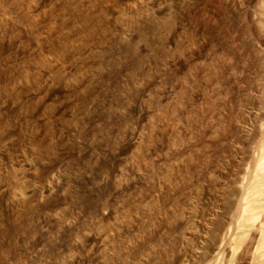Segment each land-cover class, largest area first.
Wrapping results in <instances>:
<instances>
[{"label": "rangeland", "instance_id": "obj_1", "mask_svg": "<svg viewBox=\"0 0 264 264\" xmlns=\"http://www.w3.org/2000/svg\"><path fill=\"white\" fill-rule=\"evenodd\" d=\"M13 5L18 8L15 9ZM107 6L113 7V10L108 12ZM20 11L23 12V16L18 13ZM85 12L91 15L87 17ZM0 16L1 31L4 30L8 19L17 22L19 26L22 25L20 28L18 26L17 31L25 27V30L28 28L27 31H31V34L34 29L31 34L32 37L37 36L36 39L33 38L37 41L34 44L38 43L42 50L47 47V42L50 45L48 48L55 47V44L60 42L58 35L64 30L70 34L69 25L72 24L70 28L73 30L79 21L80 23L76 25L78 29L75 27L72 31L73 34L79 32L73 38L76 42L72 43L76 48L73 46L70 48L69 42V45L59 52H57L60 47L58 45L56 48L49 50L46 48L43 52L42 50L38 52L37 48L39 50L40 48L38 46L34 48L37 44H28L29 40H26V37L25 40L22 39L24 35H21L20 31L16 32L14 29L9 33L12 38L14 35L18 40L21 38V45L27 46L22 42L26 41L27 47L30 48L28 50L33 49V53L37 50L36 53L38 52L41 58L54 51L53 54H49L51 60L47 59L49 56L42 58L50 64L55 63L56 59L62 56L63 58H60L62 61L58 59L61 64L56 62L63 69L61 74L66 72L64 70L66 67L63 66H69L68 62L82 64L85 57L96 55L101 46L112 43L110 41L115 36L113 34L121 33L120 35L126 39L124 43L130 41L129 46L134 48L136 45V50L140 52V54L137 52L140 63L133 71L131 70L133 73L129 71L132 68L129 64L130 69L123 71L122 68L117 72L118 74L115 73L118 76L113 77L112 69L103 66L110 70L109 76L114 78L112 82V78L106 75L107 70L104 71L103 82L106 83L111 79L106 83L107 85L102 82L99 86L93 82L97 76L95 73L99 75L101 69L95 64H88L91 68L83 61L84 65H81L78 72V75H81V72L85 74L91 69L87 76L95 75L92 82L88 81L90 86L87 83V87L82 89L92 94L91 97L89 96L92 100H89L86 106L92 108L95 103V111L99 116L104 113V108L111 112L116 110L117 113L123 114L122 120L120 119L121 126L130 127L138 133L133 139V145L123 149V154L120 155L122 157L128 155L129 159L135 155L132 160L117 159L107 164L110 175L117 174L113 171V167L122 169L123 179L135 184L133 189L123 194L120 199L123 202L128 198L129 204L126 206L121 202L115 204L120 220L124 218L126 222H136L135 228L125 229L130 230L126 232L112 219L98 220V231L100 230L102 234L98 244L105 246L104 249L111 254L114 264H264L262 240L264 239V0H0ZM38 19L44 20L42 24L44 23L45 28L40 24L41 22L40 28L37 24ZM106 19L108 22L110 20L109 24H106L108 23ZM54 20H59L60 23ZM74 20H77L76 23ZM148 20L151 23L146 22ZM84 22L90 25L88 29L91 32L97 31L91 33L95 34V37L87 34L90 32L88 29H85V33ZM96 22L101 24H95ZM142 23L145 25L143 32L137 28L140 24L143 26ZM61 24L64 25L63 31L58 29ZM48 25L56 29L55 31L51 28L55 36L50 35L51 32H48L49 34L45 32V29L50 30ZM81 26L83 31H80ZM93 27L99 29L92 30ZM104 27L105 30H102ZM115 27L121 28L116 30ZM134 28L138 30V34ZM114 30L117 33L115 31L112 34ZM81 32L85 36L82 37ZM100 33L104 34L103 37ZM92 36L99 38L98 44ZM85 37H89L86 39L90 41ZM165 37L168 39L163 43ZM146 38L149 44L151 43V46H148L150 49L144 48ZM114 39L116 40V37ZM91 40H94L93 44L90 43ZM99 41L105 45L101 43L99 45ZM41 42L45 46L42 47ZM85 42L89 43L88 48ZM89 45L94 47L90 50ZM77 47L81 48L78 52H83H76ZM85 49H89L87 53L92 54L84 55L87 51H84ZM59 53L62 55H58ZM64 54L68 56L65 57ZM78 54L83 55V59ZM64 57L67 63L64 62ZM52 58L56 60L53 63L49 62V60L53 61ZM82 66L88 67L89 70ZM65 72L63 74H66ZM92 72L94 75L89 74ZM128 73L134 74L132 80L128 79L130 78ZM33 77L34 74L27 83L31 82L30 90L36 88L33 93L36 92L38 96L32 94L34 97L31 95L29 98L31 100L26 102L28 104L30 102V107L29 105L24 107L38 106V109L41 108L39 110H44L46 114L51 109L54 112L50 111L51 115L59 114L57 118L62 117L58 119L61 120V124L68 121L67 125H69L68 114L71 111L69 108L73 109L72 113L75 111V106L73 105L72 108L70 104L65 105L66 101L62 100L59 92L54 95L53 90L52 92L46 90L50 85L48 83H51L49 79L40 77L39 80L48 82L46 85L44 81L38 82L39 76L35 77L36 82ZM33 82L39 84L35 85ZM93 83L95 85L92 86ZM126 83L127 85L124 86ZM110 84L115 86L119 84L120 88L117 86L118 90H116L115 86ZM96 85L103 86V89ZM39 86L42 89L38 88ZM129 86L137 97L134 107L129 103L120 102V90L123 93L122 91H126ZM93 89L96 91L93 92ZM46 92L52 95L49 94V97ZM110 94L117 96L114 97L117 100L114 98L113 100ZM60 97L61 99L57 101ZM148 98H151L150 102ZM38 99H41V103L46 99L47 102L43 101L46 103L41 104ZM34 101L36 105H33ZM44 104L49 106L46 107ZM54 105H57L56 108ZM108 105L111 107L109 108ZM58 106L60 108H57ZM147 106L148 110L145 108ZM53 107L58 110L55 111ZM63 108L66 110L65 114ZM65 115L67 118L63 119ZM99 116L97 118L95 116L94 119H98ZM25 148L24 154L21 150H17L16 154H22L23 159L28 160L29 148L24 151ZM31 154L34 157L33 152ZM20 155L18 156L20 161H24L25 164L31 163L30 160L33 158L29 156L27 163ZM22 165L26 167L24 163ZM104 194L101 198L105 200L110 192L106 191ZM134 246L136 250L133 249Z\"/></svg>", "mask_w": 264, "mask_h": 264}, {"label": "bare ground", "instance_id": "obj_2", "mask_svg": "<svg viewBox=\"0 0 264 264\" xmlns=\"http://www.w3.org/2000/svg\"><path fill=\"white\" fill-rule=\"evenodd\" d=\"M14 8L17 9L18 7L14 6ZM106 8H107L108 12L109 11L111 12L113 10V7H111V6H107ZM19 10L20 9H18V11ZM25 12L26 11H24V13ZM27 12H28V10H27ZM27 12H26V14H27ZM18 13H21V11ZM85 13H82V14H85ZM4 14H6V13H4ZM27 15H25L24 17L26 18ZM49 15H52V14H49ZM90 15L86 13L87 17ZM21 16H23V12L21 13ZM6 17H8V16H6ZM28 17H30V16H28ZM53 17L55 18V16H53ZM92 17H90V19ZM102 17H103V14H102ZM93 19H94V17H93ZM11 20L8 19L6 21L3 31H1L2 28L0 29V31H1L0 32V264H114V260L110 256L111 254L108 251H106L107 249H104L105 246H103L102 244H98L99 240L102 237V234L99 232L100 230L98 231V226H99L98 220L112 219L115 223H118L122 228H124V230L135 228L136 222H134V223H131L132 221L126 222L125 221L126 219L124 220V218H122V220H120V217L117 215V210L115 208L116 207L115 204L118 202H121L120 199H121V197H123V194L130 192V189H133L132 187H134L133 185H135V184L132 182H127L123 179L124 171L122 169L113 167V171L114 172L116 171L117 174L115 175V173H114V175H110V173H109L110 171L108 172L107 164L109 162L111 164V161H115L117 159L127 161V159H129L127 157L128 155L123 156V157L120 155L123 154L122 153L123 149L128 148L130 145H133V142H134L133 139L136 138V135L138 133L135 132L136 130L134 131V129H132L130 127L125 128V127L121 126L120 119L122 120L123 114L117 113L116 110L114 112H111V111L106 110V108H104L105 109L104 113L100 114L101 116H99L96 114V111H95V109H96L94 107L95 103H93L92 108H88V106H86V105H87V102L89 100H92V98L91 99L89 98V96L90 95L92 96V94H90L87 89H86L87 92H85V90L82 91V89L87 87L88 84H89L88 86H90V82H88V81L92 82L93 77H95V75H97V76H96V78H94L93 82L96 84H99V86L102 85V82L105 80L104 76H103L105 73L104 71L107 70L106 75H108V76L111 75V72H109L110 70L108 68L112 69V72H113L112 76L113 77L118 76V75H115V73L118 74L117 72H119V70H122V68H123V71H125V69L128 70V69H130V67H132L129 71L131 73H133L132 72L133 69L136 66L138 67V64L140 63L139 62L140 59H139V56L137 54L138 49L136 50V48H135L136 45L134 46L135 49L133 47L131 48L129 46L130 41H128V40L127 41L129 43H124L126 41V39H124L122 37V35H120L121 33H119L117 35L113 34L117 29L121 28V27H119L116 29V27H115L114 29H116V30L112 31V34L115 35L114 38L116 37V40L114 38H112L113 41L112 40L110 41L112 43H109V45L104 46L105 42L103 39L107 38V37H104L102 39L104 43L103 42L101 43L99 41V45H100V43H101V45L104 44L103 45L104 47L101 46L100 49L98 50V53H97V50H95L97 53L96 55H93V56L90 55V57H88V58L85 57V59L83 60L85 62L84 64H87V65L88 64H92V65L95 64V65L101 67V69L99 71V75L96 73L94 75L92 72L89 74H93L94 75V76L92 75L93 77L87 76L88 75L87 73L91 70V69L89 70L88 67H86L87 65L82 66V67L83 68L86 67L85 69H88L89 71L85 72V74L84 73L82 74V72H81V75H78V72H80L81 65L83 64V61H82V64L79 62L71 63L72 61L70 59V61H71L70 62L71 64H70L65 58L68 55L65 56V54H64V56H65L64 60L65 61L64 60L63 61L64 62L67 61L68 62L67 65H69V66H66V65L63 66V68L66 67V68H64V70H66V72L64 71L66 74H63L64 73L63 72L62 73L63 75H62L61 71L63 69L60 68L59 65L61 64L60 62L62 61L61 59L63 57L62 56L58 57V59L61 60L60 62H58L59 61L58 59H56L57 61L53 60L54 56L52 58L53 61H50L51 59H50L49 54L52 53V51H50V53L48 54L49 58H47L48 56H45V58L50 59L49 62H52V63L54 61H56L59 65L56 62L53 64H50V63H48V61L46 62V60H43L45 58L42 56V58H43L42 59L41 56L38 55V52L42 50L41 46H38V43H36L37 45L34 44L35 42H37V41H34V39H36L37 36L36 37L31 36V34H33V32H34V29L33 28H32L33 30L29 29V30H32V33L30 34L31 31L30 32L27 31L28 28H26V30H25V27H24V28H21L22 30L18 29V31H20V34L24 35V36H22L23 37L22 39H24V37H26L27 39L26 38L25 39L30 41V42L29 41L27 42L28 44L32 43V44L36 45L35 47L33 46L34 48H36L37 46L40 48V50L37 48V50H38L37 53H36L37 50L35 51V53H33L34 52V50L32 49L33 47L31 48L33 50V51L31 50L32 52L30 50H28L30 48L27 47L28 44L26 43V41H24L25 39L22 42H25L24 44H26L27 46L21 45L22 44L20 42L21 38L18 40V38H16L17 36H15V35H14V38H16V39L12 38V36L10 37L9 33L13 32L14 29L16 30L19 26V25H17L18 24L17 22H14ZM97 20H99V19H97ZM150 20H148L146 22L151 23V22H149ZM33 21H34V19H33ZM38 21H37L38 22L37 24H39L40 22H41L40 24H42V22L44 20L40 21L38 19ZM57 21L59 22V20H57ZM57 21H55V22H57ZM60 21H62V20H60ZM76 21H75V23H76ZM94 21H96V19H94ZM52 22H53V20H52ZM78 22L79 21H77V24H78ZM97 22L95 24L100 23V22L99 23H97ZM106 22H108L107 19H106ZM109 22H110V20H109ZM109 22L106 24H109ZM1 23H0V25H1ZM34 23H36V21H34ZM63 23H66V21ZM69 23H67V24L69 25ZM81 23H82V21H81ZM114 23H116V22H114ZM40 24H39V26H40ZM85 24H86L85 25L86 27L84 28V31L86 33L85 29L90 28V25L88 23H85ZM92 24H93V21H92ZM143 24L144 23H142V25ZM73 25H75V24L73 23ZM76 25L73 27V30L76 27ZM104 25H105V23H104ZM115 25L117 27L119 26L117 24H115ZM148 25H150V24H148ZM21 26H19V28ZM34 26L36 29V24ZM42 26L44 27V23L42 24ZM53 26H55V24H53ZM63 26H62V24L59 25L58 29L60 31H63ZM70 26L72 28V24L69 25V29L72 32L73 30L70 28ZM102 26H103V21H102ZM102 26H99V27H102ZM144 26L145 25L141 26V24H140V27H137V28H138V30L141 29L140 31L143 32V30H145ZM0 27H2V26H0ZM66 27H68V26H66ZM106 27L108 29L109 26L107 25ZM40 28H41V26H40ZM51 28L54 29L55 31L57 29V27L55 29L51 26L50 30H51ZM76 28L78 29V27H76ZM110 28H111V26H110ZM64 29H66V28L64 27ZM77 29L75 30V32L77 31ZM81 29L82 30H80V27H79V30L83 31L82 26H81ZM93 29H95V28L93 27L92 30ZM107 29H106V32H107ZM134 29H136V28H134ZM146 29L148 30V26ZM45 30H46L45 32H47V33L51 32L50 35L53 34L52 30L51 31L49 29L48 30L45 29ZM88 30H87V32H88ZM102 30H105V27ZM110 30H112V29H110ZM136 30H134V31L136 32ZM138 30H137L136 34L139 33ZM18 31L16 30V32H18ZM66 31L67 30H64L63 32H61L58 35V39H60V42L58 43L56 41L58 44L56 43L55 47L52 45L54 48H56V45L60 46L59 49H57L58 50L57 52H59V50H62V49L64 50V47H66L69 44H70V48H71V46L76 48V46H74L75 44L72 45V43L74 42L73 41L74 36L78 35L79 32H76V34H73V32H72L73 35H71V32L69 34ZM123 31H125V30L123 29ZM132 31H133V29H132ZM36 32H38V31H35V33ZM92 32L96 33L97 31L93 30ZM92 32L90 31L87 34H91ZM106 32H105V34H106ZM109 32H111V31H109ZM101 33H103V32L101 31ZM116 33H117V31H116ZM11 34H13V33H11ZM20 34L18 33V36H20ZM48 34H47V37H48ZM97 34L99 35V32ZM141 34L143 35L144 33H141ZM50 35H49V37H50ZM81 35H82V37L85 36V35H83L82 32H81ZM91 35L94 36L95 34H91ZM91 35H89V36H91ZM101 35L103 37L104 34H101ZM106 35H108V34H106ZM53 36H55V34H53ZM56 37H57V35H56ZM51 38H49V39H51ZM86 38H89V37H85V39ZM99 38H100V35H99ZM99 38L98 39H97V37L94 38V39H96L95 40L96 43L99 40ZM128 39L130 40V38H128ZM167 39L168 38L165 37L163 40V43ZM80 40H81L80 42H82L81 37H80ZM83 40H84V38H83ZM86 40H88V39H86ZM114 40H115V42H114ZM47 41H45L44 44H46ZM88 41H90V39ZM92 41H94V40H91L90 43L93 44ZM75 42H76V40H75ZM48 43L49 42H47L46 48H48V45H49ZM106 43H107V40H106ZM131 43H133V40H131ZM32 44H31V46H32ZM44 44L42 43V47L45 46ZM85 44L88 48L87 44H89V43L85 42ZM144 44H145L144 48H146V47L148 48V46H151L150 45L151 43L149 44L148 39H147L146 43L144 42ZM79 46L82 47V45H79ZM25 47H27V49ZM53 47H49V48L52 49ZM92 47H94V46L91 45L89 49L91 50ZM46 48H43V50ZM49 48H48V50H49ZM67 48L69 49V47H67ZM67 48H65V49H67ZM72 49H74V48H72ZM78 49L79 48L77 47V50H75V49L74 50L76 52H78ZM89 49L84 50V51L87 50L86 54L84 53V55L87 56V54L91 53V52L87 53V52H89ZM148 49H150V47ZM43 50H42V52H43ZM48 50H45V51L47 52ZM72 51H71V53H72ZM93 51H94V48H93ZM151 51H154V50L151 49ZM60 52L62 53V51H60ZM68 52H70V50H68ZM80 52H83V51H80ZM80 52H78V53H80ZM53 53H54V51H53ZM138 53L140 54V52H138ZM41 55H43V53ZM45 55H47V53ZM58 55H62V54L59 53ZM78 55H80V54H78ZM73 56H74V54H73ZM82 56L80 55L79 57H82ZM70 57H71V55H70ZM83 57L81 59H83ZM64 64H62V65H64ZM118 64H120V66ZM129 64H130V67H128ZM88 66H90V65H88ZM103 66H109V67L107 68V67H103ZM83 68L81 69V71L83 70ZM116 68H117V70H116ZM94 69H96V68H94ZM33 74L37 78L39 76L38 79L33 77V78H35V82L41 78L42 79L47 78V80L49 79L48 81L51 83H48L44 80H39L38 82L44 81V83L46 82L45 83L46 85H47V83L50 84L47 89L45 88L46 90H49V91L51 90V92L53 90V92H52L53 94L56 92H59L62 96V100L65 99V101H66L64 103L65 105L70 104V105H72V108H73V105L75 106L74 110L76 112L73 111L74 113L73 112L71 113V111L73 110V109H71V107L69 108L71 110V111H69L70 113L67 111L69 113L68 115L70 116L69 125H67L68 121H65V120H64L65 125L63 123L61 124L60 123L61 120L59 121L58 119H62V117L57 118V117H59V116H57L59 114H57L56 116H53L55 114L51 115L49 113L51 111V109L46 114V112L44 110L40 111L39 109H41V108L38 109V106L34 107V108L33 107H31V108L24 107L25 105H27V106L29 105V107H30V102H29V104L26 102L29 100V98L32 94L34 95L36 93V92L33 93V91L36 88L33 87L34 90L33 91L30 90V88H32L31 86H29V85H31L30 84L31 82L27 83V80L31 77V75L33 76ZM129 74L130 73H128V75ZM76 75H78V76H76ZM133 75L134 74H130L128 76L130 78H128V79L132 80ZM112 76L111 77L109 76V77L112 78ZM107 79H108V77H107ZM115 79H117V78H115ZM109 80H111V79H109ZM109 80L106 83H109L110 82ZM113 80H114V78H112V82H113ZM30 81H33V80L30 79ZM35 82H33V84H35ZM38 82L36 84H39ZM127 82H130V81H127ZM132 82L133 81H131V83ZM94 83L91 85L92 86L95 85ZM103 83H105V82H103ZM106 83L104 85H107ZM113 85L115 86V84H110V86H113ZM125 85H127V83L124 84V86ZM99 86H97V87H99ZM117 86H115V88ZM102 87H99V88H102ZM38 88H41V87L39 86ZM94 88H95V86H94ZM112 88H110V89H112ZM45 89H43V91ZM89 90H90V88H89ZM116 90H118V88H116ZM132 90L133 89L130 88V86H129V88H127L126 91L124 90L125 92L122 91L123 93H121V90H120V93H119L120 97H121L120 102L129 103L132 106L133 105L135 106V104L137 102V99H136L137 97H136V93H133ZM39 91L40 90H38V92ZM94 91H96V90L93 89V92ZM105 91H106V88H105ZM56 94H58V93H56ZM116 94H117V92H116ZM36 95L37 94H35V96ZM40 95H41V93H40ZM50 95H52V94H50ZM50 95H49V97H50ZM56 96L59 97V95H56ZM110 96H111V94H110ZM42 97H44V96L42 95ZM45 97H47V96H45ZM111 97L113 99L115 96H111ZM53 98H54V96H53ZM33 99H35V98H33ZM48 99L50 100V98H48ZM59 99H61V97L58 98L57 101ZM40 100L38 99V102ZM115 100H117V99H115ZM148 100L150 102L151 98H148ZM43 101L47 102V99L43 100ZM43 101H42V103H41V101L39 103H41V104L46 103ZM36 102H37V100H36ZM145 102H146V100H145ZM34 103H35V101H34ZM34 103H33V105L37 104V103H35V104ZM56 103H58V102H56ZM56 103H54V104H56ZM148 103H146V104H148ZM41 104H39L40 107H41ZM140 104H142V103H140ZM33 105H31V106H33ZM44 105H46V104H44ZM57 105H54V107L56 108ZM61 105L63 107V104H61ZM101 105H102V103H101ZM120 105H119V107H120ZM47 106H49V105H46V107ZM52 106H51V108H52ZM59 106L57 108H60ZM66 107L68 108V106H66ZM108 107H109V105H108ZM145 108L147 109L148 106ZM99 109H101V108H99ZM56 110H58V109H55V111ZM63 110H65V109L63 108ZM43 112H45V113H43ZM51 112L54 113L53 110ZM62 112H59V113L63 114ZM65 112H66V110L64 111V114H65ZM56 113H58V112H56ZM65 116L66 117L63 116L64 117L63 119L67 118V115H65ZM95 116H96V118H97V116H99V118L94 119ZM56 119H57V121H56ZM95 120H100L102 122H97ZM175 131H176V129H175ZM173 133H174V131H173ZM26 146L29 148V150H27L28 148L27 149L25 148ZM24 148H25L24 151L27 150V152H29L30 154L32 152L34 154V157L32 154H31L32 157L30 156V154L27 157L28 160H29V156L31 158H33L30 160L31 163H28L29 162L28 160L23 159L24 155L21 154L23 156L22 157L20 154H18V155L16 154L17 150H21L22 152L21 151L20 152L24 154V152H23ZM30 149L32 152H30ZM132 151H133V149H132ZM27 152H25L26 155H27ZM19 155L22 157L23 160H25L26 162L28 161L27 162L28 164H25L24 161L23 162L20 161L18 159V158H20V157H18ZM134 156H132V157H134ZM132 157H131V159H129L130 161L132 160ZM25 158H26V156H25ZM133 160H134V158H133ZM20 162H22V163H20ZM23 163H24V165H26V167L22 165ZM134 163H135V161H134ZM132 164L133 163H131V165ZM113 166H114V164H113ZM104 174H105V176H104ZM106 191H109L110 195L108 198L106 197L107 199L105 198V200H104L101 197ZM100 198H101V200H100ZM121 203H124L125 206L128 205L129 204L128 198H127V200L124 199L123 202H121ZM158 214H159V212H158ZM138 223H140V221H138ZM125 231L127 232L130 230H125ZM140 238H141V236H140ZM262 240L264 242V239H262ZM88 244H91V246H89ZM133 249L136 250V247L134 246Z\"/></svg>", "mask_w": 264, "mask_h": 264}]
</instances>
